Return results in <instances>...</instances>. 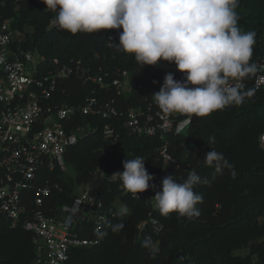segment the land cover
<instances>
[{
	"label": "trees",
	"instance_id": "obj_1",
	"mask_svg": "<svg viewBox=\"0 0 264 264\" xmlns=\"http://www.w3.org/2000/svg\"><path fill=\"white\" fill-rule=\"evenodd\" d=\"M45 8L41 0H0V24L9 22L24 33L23 49L36 50L48 61L58 59L61 65L80 61L90 74L103 76L108 82L122 71L133 78L132 91L117 96L112 87L99 93L96 84H84L71 76L58 85L60 102L80 106L96 89L94 96L122 111L142 108L146 101L160 110L152 99L159 90L138 92L137 85L149 88L155 81L164 80L167 73L182 81L174 63L142 67L134 57L118 50L114 44H119L122 29L72 35L51 24L55 13ZM236 11L242 31L256 32L251 62L257 63L264 59V0H239ZM245 82L243 90H252L254 95L240 106H228L206 118L193 117L184 133L167 138V153L175 159L171 164H164L159 156L162 142L157 138L134 136L121 126L118 139L105 138L100 132L102 121L76 113L73 126L88 122L98 131L68 148L65 160L70 172L55 171L44 177L50 189L47 203L70 204L78 187H90L114 216L98 233L87 226L85 236L97 240V245L71 249L67 264H264V148L259 143L264 135V92L255 89L247 78ZM106 146L115 149L114 156L102 150ZM211 150L222 153L233 167L221 173L208 167L205 153ZM137 156L143 157L145 168L161 183L170 175L183 182L193 170L207 178L210 184L194 186V192L203 197L196 205L200 216L191 220L175 213L161 216L149 201H134L122 195L117 184L94 177L100 166L115 161L123 167L125 159ZM116 199L125 204L126 214L116 209ZM150 218L159 223V230L148 222L141 231L137 229ZM117 223H123L124 228L113 232L110 226ZM147 237L154 242L151 249L143 246ZM239 250L247 254L236 255ZM32 261L31 234L11 228L0 216V264Z\"/></svg>",
	"mask_w": 264,
	"mask_h": 264
},
{
	"label": "built area",
	"instance_id": "obj_2",
	"mask_svg": "<svg viewBox=\"0 0 264 264\" xmlns=\"http://www.w3.org/2000/svg\"><path fill=\"white\" fill-rule=\"evenodd\" d=\"M24 40V33L13 29L9 22L0 24V216L11 228L31 234L32 264H67L71 249L97 245V240L85 236L87 226L98 233L109 217L114 216L90 187H78L70 204L47 203L50 189L44 177L55 171L68 172L65 160L68 148L98 131L88 122L73 126L76 113L102 121L100 132L105 138L118 139L120 126L134 136L157 138L162 142L158 153L164 164L175 163L166 150L167 138L184 133L190 124H182L186 116L163 113L146 99L144 107L125 111L102 102L93 95L96 89L105 93L112 87L117 96H125L132 91L133 78L122 71L111 82L105 81L103 76L90 74L80 61L61 65L58 59L48 61L36 50H24ZM256 65V73L247 79L255 89L264 92V59ZM71 76L79 77L84 84L97 85L92 95L77 107L60 102L57 93L59 83ZM163 82L159 79L149 88L137 85L136 89L138 92L160 90ZM259 143L264 148V135ZM102 150L115 155L112 146ZM123 170L112 161L109 166H100L94 177L117 184V190L134 201L152 203L156 191L161 189L159 177H154L149 189L134 199L118 178H110ZM74 208L78 210L73 211ZM154 221L152 218L143 221L137 229L141 231L148 222L159 230L161 226Z\"/></svg>",
	"mask_w": 264,
	"mask_h": 264
},
{
	"label": "clouds",
	"instance_id": "obj_3",
	"mask_svg": "<svg viewBox=\"0 0 264 264\" xmlns=\"http://www.w3.org/2000/svg\"><path fill=\"white\" fill-rule=\"evenodd\" d=\"M41 2L46 5L45 11L55 13L51 22L59 30L76 35L122 29L119 44L114 46L134 57L140 66L174 63L183 75L182 81L167 73L152 99L163 113L186 116L184 125L190 124L192 117L206 118L228 106H240L254 95L252 90H243V81L257 71L256 63L251 62L256 32L242 31L238 26L239 0ZM205 163L216 173L233 167L215 150L205 153ZM123 169L110 178H118L123 188L139 199L138 194L146 192L154 179L145 168V160L139 156L125 159ZM201 183L210 184V181L202 179L195 170L183 182L175 180L173 175L164 178L153 198L160 215L167 217L175 213L189 220L199 217L196 205L203 202V197L194 192V186ZM152 187L156 188L154 184ZM127 211L124 207L121 215ZM110 227L113 232H119L124 224ZM143 246L154 247L151 237L145 238Z\"/></svg>",
	"mask_w": 264,
	"mask_h": 264
},
{
	"label": "rangeland",
	"instance_id": "obj_4",
	"mask_svg": "<svg viewBox=\"0 0 264 264\" xmlns=\"http://www.w3.org/2000/svg\"><path fill=\"white\" fill-rule=\"evenodd\" d=\"M68 172H70V171H68ZM82 190H83V188H81L78 192H81ZM151 205H152V207H154L155 209H157L155 207V201L154 200L152 201ZM115 206H116V209L118 211H121L124 207H126L123 202L119 201V199H116L115 200ZM235 254L236 255H245V254H247V251L246 250H239V251H236Z\"/></svg>",
	"mask_w": 264,
	"mask_h": 264
}]
</instances>
